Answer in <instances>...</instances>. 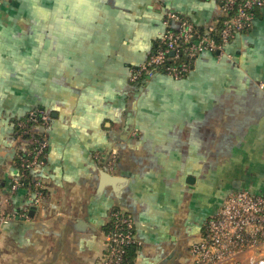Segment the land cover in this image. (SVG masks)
Masks as SVG:
<instances>
[{
  "label": "crops",
  "instance_id": "obj_1",
  "mask_svg": "<svg viewBox=\"0 0 264 264\" xmlns=\"http://www.w3.org/2000/svg\"><path fill=\"white\" fill-rule=\"evenodd\" d=\"M220 2L0 0V264H98L113 210L133 220L134 264H191L230 194H264V6L184 78L129 79L167 12L205 30ZM35 111L46 147L12 191Z\"/></svg>",
  "mask_w": 264,
  "mask_h": 264
},
{
  "label": "built area",
  "instance_id": "obj_2",
  "mask_svg": "<svg viewBox=\"0 0 264 264\" xmlns=\"http://www.w3.org/2000/svg\"><path fill=\"white\" fill-rule=\"evenodd\" d=\"M264 0H221L222 22L217 43L211 34L217 32L216 25H208L203 34H198L195 26L187 19L173 12H167L164 30L156 40V50L145 62L130 68L132 82L151 79L157 72L153 67H163V73L179 79L187 71V64L173 63L180 56V45L188 43L187 58H196L207 52L221 51L235 35L250 27L253 22L254 7H263ZM35 112L19 126L26 127L34 121ZM43 127L48 117L41 114ZM28 157L22 158L21 167L33 169L40 165L39 156L46 147L42 140ZM15 181L14 191L21 186ZM38 198L34 199L37 202ZM7 200L0 196V224L11 219L6 211ZM110 228L106 232L105 256L98 264H134L125 258L126 248L135 243L134 224L130 215L121 210L110 213ZM191 264H264V194L248 190H238L230 194L221 207L204 224L201 239L190 246Z\"/></svg>",
  "mask_w": 264,
  "mask_h": 264
},
{
  "label": "trees",
  "instance_id": "obj_3",
  "mask_svg": "<svg viewBox=\"0 0 264 264\" xmlns=\"http://www.w3.org/2000/svg\"><path fill=\"white\" fill-rule=\"evenodd\" d=\"M260 8H262V7H260ZM260 8H258V7H254L253 9H252V12H253V19L255 18V16H256V14H257V10L258 9H260ZM226 19V17H221V19L219 20V22L217 23V32L216 33H214V34H211L212 35V37H214V39L216 40V42L218 43L219 42V37H218V32H219V30H220V26H221V24H222V22L224 21ZM251 27V26H250ZM250 27H248V28H246L245 30H243V31H241L240 33H245V32H247L249 29H250ZM195 29H196V31L198 32V34H203V32H205V30H202V29H199V28H197V27H195ZM157 42H155L154 44H153V47H152V51H151V53L149 54V55H151L155 50H156V48H157ZM188 46H189V44L188 43H185V44H181L180 45V56L175 60V62L173 63L175 66H178L180 63H186L187 64V66H188V68H187V71L185 72V73H183L182 74V77L181 78H184L185 76H187V74L191 71V69H192V66H193V63H194V60L197 58H187V56H186V53H187V48H188ZM151 70H153V71H156L157 73H162V74H164L163 73V67H161V66H157V67H153V68H151ZM30 113V112H29ZM29 113H27L24 117H22L21 119H19V120H17V130H18V132H19V134L20 135H24V137L25 136H29V135H31L30 137V139H31V147H30V150L31 151H25V152H21V153H19L18 154V156H17V162H16V164H17V166H18V168H20L21 169V177H22V179L21 180H19L20 182H21V184H22V186H29V184H28V169H25V168H22L21 167V160H22V158H27L28 156V153L30 152H32V150H33V148L34 147H36L37 146V144H36V140H42L43 139V135L42 134H35V133H33L32 132V129L33 128H35V127H37V126H42L43 127V123H42V120L40 119V116H41V114H45V112H42V111H35V113H36V116H35V118H34V121H32L31 123H29V124H27V126L26 127H22V126H19V123H23V122H25V120L28 118V114ZM46 115V114H45ZM109 228H110V224H108V226H107V231L109 230ZM135 244L133 243V244H131V245H129L127 248H126V254H125V258L127 259V262L129 261V262H131V263H133L132 261H131V259H130V257L128 256V254H129V250H130V248L131 247H133Z\"/></svg>",
  "mask_w": 264,
  "mask_h": 264
}]
</instances>
